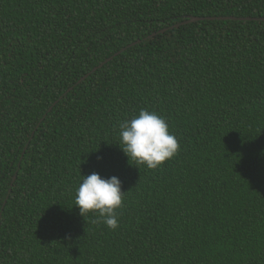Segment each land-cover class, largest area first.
I'll use <instances>...</instances> for the list:
<instances>
[{
	"label": "trees",
	"instance_id": "16d2710c",
	"mask_svg": "<svg viewBox=\"0 0 264 264\" xmlns=\"http://www.w3.org/2000/svg\"><path fill=\"white\" fill-rule=\"evenodd\" d=\"M189 17L261 20L172 29ZM262 19L264 0H0V264H264ZM141 109L180 145L157 170L117 145ZM92 173L121 181L116 230L75 207Z\"/></svg>",
	"mask_w": 264,
	"mask_h": 264
},
{
	"label": "clouds",
	"instance_id": "9594fccd",
	"mask_svg": "<svg viewBox=\"0 0 264 264\" xmlns=\"http://www.w3.org/2000/svg\"><path fill=\"white\" fill-rule=\"evenodd\" d=\"M119 138L117 145L128 161L135 162L136 168L144 166L157 170L174 159L180 149L167 121L147 109L120 122ZM81 177L82 182L75 192V207L80 215L85 218L91 213L97 217L96 223L116 230L119 227L118 210L123 206L124 197L121 181L116 176L105 179L97 173Z\"/></svg>",
	"mask_w": 264,
	"mask_h": 264
},
{
	"label": "water",
	"instance_id": "95a60500",
	"mask_svg": "<svg viewBox=\"0 0 264 264\" xmlns=\"http://www.w3.org/2000/svg\"><path fill=\"white\" fill-rule=\"evenodd\" d=\"M205 20H242V21H252V20H261V19H252V18H241V19H237V18H233V17H220V18H199V17H189L188 19H187V21H185L184 23H182V24H178V25H176V26H174V27H172V29H174V28H176V27H179V26H181V25H187V24H192V23H196V22H199V21H205ZM262 20H264V19H262ZM168 29H166V30H163L161 33H164V32H166ZM138 43H140V41L138 42ZM125 50V49H124ZM123 50V51H124ZM112 60V58H110V59H108L104 64H106V63H108L109 61H111ZM103 64V65H104ZM97 69H95L94 71H96ZM82 81V80H81ZM80 81V82H81Z\"/></svg>",
	"mask_w": 264,
	"mask_h": 264
}]
</instances>
